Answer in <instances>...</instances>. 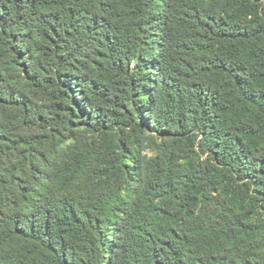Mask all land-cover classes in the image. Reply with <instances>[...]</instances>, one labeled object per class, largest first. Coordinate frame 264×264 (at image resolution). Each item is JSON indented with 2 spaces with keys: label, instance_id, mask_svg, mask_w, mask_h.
<instances>
[{
  "label": "trees",
  "instance_id": "trees-1",
  "mask_svg": "<svg viewBox=\"0 0 264 264\" xmlns=\"http://www.w3.org/2000/svg\"><path fill=\"white\" fill-rule=\"evenodd\" d=\"M0 264H264V0H0Z\"/></svg>",
  "mask_w": 264,
  "mask_h": 264
}]
</instances>
